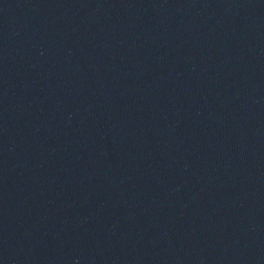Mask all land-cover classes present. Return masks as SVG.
Masks as SVG:
<instances>
[{
    "label": "water",
    "instance_id": "obj_1",
    "mask_svg": "<svg viewBox=\"0 0 264 264\" xmlns=\"http://www.w3.org/2000/svg\"><path fill=\"white\" fill-rule=\"evenodd\" d=\"M0 264H264V0H0Z\"/></svg>",
    "mask_w": 264,
    "mask_h": 264
}]
</instances>
